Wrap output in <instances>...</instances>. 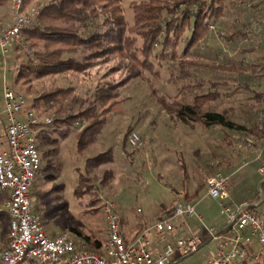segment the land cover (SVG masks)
<instances>
[{"label": "trees", "instance_id": "obj_1", "mask_svg": "<svg viewBox=\"0 0 264 264\" xmlns=\"http://www.w3.org/2000/svg\"><path fill=\"white\" fill-rule=\"evenodd\" d=\"M7 1L0 0V5ZM40 1L25 0L24 9ZM261 5L264 6V0H134L130 4L133 23L129 25L121 0H54L46 4L38 22L24 32L33 52L26 54L28 61L17 64L12 53L7 54V64L9 59L15 71L12 83L8 84L18 93L21 92L16 88L31 94L29 107L42 118L46 112L52 114L51 124L74 126L77 120H86L87 124L76 136L80 152L97 142L110 114L123 101L122 89L146 73L158 76L163 67L169 69V81L177 86L179 98L177 103L171 104L161 100L168 113L190 125L217 127L234 133L258 131L257 124L248 129L247 124L238 122L232 108L220 105L232 95L227 91L231 88L229 80L223 75H242L253 70V63L245 62V57L256 48L264 47V31L261 34L250 32L247 21L250 15L256 20L261 18L264 10ZM212 24L218 28L220 42L226 47L237 49L241 41L249 42L239 53L242 59L227 64V55L220 60L223 58L221 49L212 54V63L198 55L200 43L212 36L209 28ZM254 37L259 42L256 43ZM14 49L24 53L20 47ZM94 69H103L98 79L99 71L94 73ZM213 69L221 75L209 77L207 72ZM117 74L118 78H114ZM229 79L236 82L238 78ZM240 88L251 90L248 83L239 80L235 89ZM253 98L254 109L244 111L250 122L253 113L260 112L264 94L255 93ZM51 124L38 132L47 130ZM132 130L130 128L129 132ZM127 143L126 137L124 144ZM111 152L109 149L85 162L75 190L77 196L95 193L92 174L113 161ZM40 172L41 169L34 186ZM112 177L113 171L107 170L97 192L103 191ZM100 201L98 197L90 203L95 205ZM173 210L168 215L171 216ZM7 221L9 226L10 217ZM70 233L79 249L104 254L105 240L94 231L85 232L75 227L70 228ZM123 236L126 241L131 240L129 231L123 232ZM7 240L8 233L1 245H6ZM263 249L236 264H264Z\"/></svg>", "mask_w": 264, "mask_h": 264}, {"label": "rangeland", "instance_id": "obj_2", "mask_svg": "<svg viewBox=\"0 0 264 264\" xmlns=\"http://www.w3.org/2000/svg\"><path fill=\"white\" fill-rule=\"evenodd\" d=\"M14 1L8 0L0 5V20L3 23L12 21ZM132 1L134 0H121L129 25L133 23L130 6ZM262 7L264 6L261 5ZM246 12L248 16L249 9ZM248 18L249 23L253 16L250 15ZM263 18L264 10L258 20ZM217 29L211 31L212 36L208 40L200 43L198 55L206 62L212 63V54L221 49L223 58L220 60L223 61L227 55L230 59L226 60L227 64L234 59H242L239 53L249 42L241 41L237 49L226 47L220 42ZM220 30L223 31L224 27H220ZM254 38L256 43L259 42L257 37ZM252 45L254 46V43ZM12 55L17 64L28 61L26 54L14 48ZM6 59L7 56L4 57L0 53V148L6 146L7 140L3 113L4 79L10 84L15 75L13 64L9 59L7 64ZM245 62L253 63L255 68L242 75L236 73L223 75V78L229 80L231 88L227 91L232 95L220 107L232 108L239 123L247 124L248 129L257 124L258 131L255 129L234 133L217 127L205 128L199 124L185 123L168 113L161 100L171 104L177 103L179 98L177 86L169 81V69L163 67L158 76L146 73L144 77L132 80L122 89L123 101L110 114L97 142L87 150L80 152L77 149L76 136L79 131L74 126L54 123L47 130L38 132L37 145L41 153L42 166L33 189L34 212L39 216L47 233L54 235L70 232V228L76 227L85 232L94 231L105 240L106 218L100 202L92 205L90 203L92 199L104 195L114 200L121 223L126 228L135 229L139 224L138 220L149 224L157 222L162 212L161 205L171 206L177 193L185 190L191 195L200 187L202 189L193 196V201L198 199L202 201L201 206L209 209L213 221L217 222L215 225L225 226L228 218L221 214L222 207H219L218 200L206 194L204 188L207 186L208 178L217 172L231 174V188L237 190L238 196L243 198L249 192L248 196L251 199L253 194H258V200L260 198L264 203V185L262 186L264 177L260 173V168L264 164V131L258 124V118L264 109V100L263 105L259 107L260 112L253 113L251 122L244 116V111L254 109L256 105L254 94H264V47L249 52ZM97 70L98 79L103 69H94L93 72ZM220 73L214 69L207 72L209 77L214 78L220 76ZM118 76L119 74L114 78ZM231 76L238 78L236 82L229 79ZM239 80L248 83L251 90L240 88L236 91ZM16 89L23 93L28 101L31 99V94L20 88ZM42 116L54 117L49 112ZM130 128L133 129L131 132ZM132 132L140 134L144 142L143 148H133L129 143L124 144V140L126 141V137L128 139ZM109 149L112 150L113 161L103 164L92 174L96 184L95 193L77 196L75 190L79 185V175L85 170V162ZM109 169L113 171L112 179L103 191L97 192L96 188L101 187L103 174ZM260 180L261 188H258ZM5 195L3 192L0 193L1 244L4 243L9 229L7 224L9 217L4 213ZM263 205L255 208V213L262 214ZM197 211L199 213V208ZM218 245L219 241L203 245L175 264H207ZM262 249L259 247L258 252ZM262 253L264 254V249Z\"/></svg>", "mask_w": 264, "mask_h": 264}, {"label": "built area", "instance_id": "obj_3", "mask_svg": "<svg viewBox=\"0 0 264 264\" xmlns=\"http://www.w3.org/2000/svg\"><path fill=\"white\" fill-rule=\"evenodd\" d=\"M25 0H15L10 23L0 24V51L4 57L15 47L32 55L24 32L33 27L47 3L41 0L29 9H24ZM249 31L261 34L264 18L252 19ZM211 31L216 30L212 24ZM4 118L6 122V146L0 148V191L7 196L4 209L10 217L8 240L0 243V264H175L203 246L206 239H221V247L207 264H236L245 259L247 245L256 240L264 247V210L257 214L253 205H244L233 212L227 203L229 198V176L217 172L207 180L209 195L218 200L222 213L228 217L225 233L207 226L197 211L196 204L180 199L174 203V217H197L203 225V235H183L176 242H166L154 252L153 236H162L175 229L171 219L148 224L130 242L123 236L117 204L108 196L100 195V206L107 222L104 254L78 248L74 236L68 232L49 235L39 216L34 212L33 187L42 166L41 153L37 145V133L53 122V118H42L29 107L25 95L16 92L4 79ZM86 120H77L74 127L82 129ZM264 131V109L258 118ZM128 143L133 148H143L144 142L138 132H132ZM264 177V164L260 168ZM257 259V256L255 257Z\"/></svg>", "mask_w": 264, "mask_h": 264}, {"label": "crops", "instance_id": "obj_4", "mask_svg": "<svg viewBox=\"0 0 264 264\" xmlns=\"http://www.w3.org/2000/svg\"><path fill=\"white\" fill-rule=\"evenodd\" d=\"M11 53H12V50H11ZM226 175H229V177H230L229 178V184H228L229 198L227 201H228V204L230 205L231 209L233 210V212H236L237 210H239L242 206H244L246 204H248V205L255 204L254 208L253 207L251 208V210L253 212H255V208H258L264 204L262 201L257 202L258 194H256V195L253 194V197L251 199H249V196H248L249 192L246 193L245 197L243 196V198L240 197V195L238 196L237 190H235L234 187L231 188V179H232L231 174H226ZM204 188L207 191L206 194L208 196H210L208 193V187L204 186ZM258 188H261V180L259 182ZM201 189H202V187H200V189H198V190H195L191 195L187 194V191H185V190L181 191L180 193L176 194V196L174 197V199L171 203V206L167 207L165 204L161 205V211L162 212H161V215H159V218L164 217V219H171L172 223L175 226V229L172 232L166 233L162 236H156V235L153 236V238H152L153 246H154L153 250L155 253L160 251L165 246L166 242H173L174 243V242H176V240L179 237H181L183 235H196L199 237H201L203 235V232H204L203 225H202V222H200V220L197 217H193V218L174 217L173 216L174 210H173L171 216L168 215V213L170 212V209L174 208L175 201L180 200V199H183V200H186V201H189V202L196 204L197 209L199 208V215L203 218L204 223L206 222L205 224L207 226H210V227L214 226L213 228H215L217 231L222 232V233L226 232V229H227L228 224H229V219H228V223L225 226H222V227L216 226L215 225L216 221H213V215L211 213L209 214V212H210L209 209L201 206L202 201H200L199 199L197 201H193L194 200L193 196L197 195ZM218 205H219V207H221L219 203H218ZM221 214H223L222 210H221ZM137 222L139 224L137 225V227L135 229L132 227L126 228L121 223L123 232L129 231L130 239H131L130 241H133L137 237V235L143 230V228L149 224V223H142L140 220H138ZM151 224H153V223H151ZM213 241H219V245L211 254V258L213 256H215L217 254V252L220 250L221 239H206L204 244H203V245H206V244L213 242ZM259 247L261 249L264 248L256 240H253L250 244L247 245V250H248L249 254H257ZM211 258H209L208 260H210Z\"/></svg>", "mask_w": 264, "mask_h": 264}]
</instances>
